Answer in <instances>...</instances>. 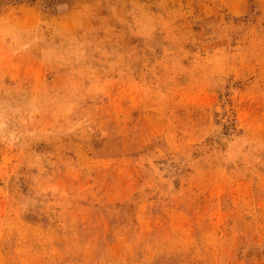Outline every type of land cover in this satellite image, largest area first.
<instances>
[{"label":"rangeland","instance_id":"rangeland-1","mask_svg":"<svg viewBox=\"0 0 264 264\" xmlns=\"http://www.w3.org/2000/svg\"><path fill=\"white\" fill-rule=\"evenodd\" d=\"M0 264H264V0H0Z\"/></svg>","mask_w":264,"mask_h":264}]
</instances>
